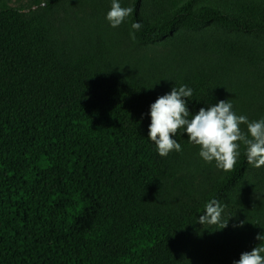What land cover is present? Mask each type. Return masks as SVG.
<instances>
[{
    "label": "trees",
    "instance_id": "1",
    "mask_svg": "<svg viewBox=\"0 0 264 264\" xmlns=\"http://www.w3.org/2000/svg\"><path fill=\"white\" fill-rule=\"evenodd\" d=\"M10 1L0 0V264H234L264 246V206L199 223L254 167L242 144L225 172L183 128L165 157L148 138L151 105L181 85L191 115L228 100L264 118V0H118L133 12L115 28L112 0H31L30 13ZM67 2L91 9L72 32L52 16ZM194 170L209 178L198 197Z\"/></svg>",
    "mask_w": 264,
    "mask_h": 264
},
{
    "label": "clouds",
    "instance_id": "2",
    "mask_svg": "<svg viewBox=\"0 0 264 264\" xmlns=\"http://www.w3.org/2000/svg\"><path fill=\"white\" fill-rule=\"evenodd\" d=\"M132 12L133 8L121 7L118 0H112L106 19L115 28ZM141 27L139 22L131 25L135 31ZM192 94L191 88L181 85L174 87L170 94L160 96L151 105L148 138L156 145L158 154L165 157L173 150H181L180 143L173 136L183 128L189 142L199 146V156L205 162L214 161L216 167L225 172L231 171L237 163L241 144L250 165L256 168L264 166V118L249 121L246 116L233 112V105L228 100L200 108L197 114L191 115L184 98H190ZM242 124L246 125V131L241 129ZM223 210L218 200L207 202L204 214L199 216V223H221ZM256 239L264 241V236L257 235ZM262 253L264 246H256L252 251L242 253L234 264H264Z\"/></svg>",
    "mask_w": 264,
    "mask_h": 264
},
{
    "label": "rangeland",
    "instance_id": "3",
    "mask_svg": "<svg viewBox=\"0 0 264 264\" xmlns=\"http://www.w3.org/2000/svg\"><path fill=\"white\" fill-rule=\"evenodd\" d=\"M31 0H11L10 5L20 8L26 13L37 9L35 6L29 8ZM91 14V9L85 5L81 7L78 3H64L61 7L57 8L52 16L55 19L56 25L63 31L72 32V28H76L78 24L82 23L83 18L88 17ZM160 52L164 51L162 46H154ZM164 48V47H163ZM264 166L260 168L253 167L250 170L249 175L245 181L239 186L236 191L232 192L230 196L224 201L221 206L223 207V212L221 214V222L225 218H230V213L234 212L235 206H240L243 203L254 205V206H264ZM260 174L257 175V173ZM193 176V178L191 177ZM258 177H263L261 182H256ZM192 178V194L194 197H198L201 192L207 188L208 176L207 173H197L196 170L190 175ZM208 181V182H206ZM243 193V195H242ZM242 195V196H241ZM217 224H207L201 225V229H209Z\"/></svg>",
    "mask_w": 264,
    "mask_h": 264
}]
</instances>
